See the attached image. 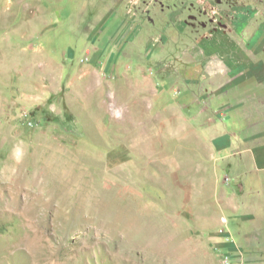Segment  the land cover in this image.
Masks as SVG:
<instances>
[{"label":"rangeland","instance_id":"obj_1","mask_svg":"<svg viewBox=\"0 0 264 264\" xmlns=\"http://www.w3.org/2000/svg\"><path fill=\"white\" fill-rule=\"evenodd\" d=\"M220 27L264 38V0H0V264H264V221L231 247L248 192L213 144L251 131L208 98L246 69L199 48Z\"/></svg>","mask_w":264,"mask_h":264},{"label":"crops","instance_id":"obj_2","mask_svg":"<svg viewBox=\"0 0 264 264\" xmlns=\"http://www.w3.org/2000/svg\"><path fill=\"white\" fill-rule=\"evenodd\" d=\"M260 35L261 32L249 43L242 45L237 38L229 36L227 31L220 27L215 30L213 36L204 38L199 44V48L205 53L204 56L212 59L221 57L227 52H235V49L240 46H244L247 54L245 70L237 71L233 66H230L227 60L224 61L225 67H230V69L227 68L221 75H216L212 79L215 84L209 88V91H213V93H210L212 96L210 94L208 96L213 110L222 106L221 116L224 119V126L247 125L251 131V133L244 134L246 136H243L242 139H238L234 133L220 135L213 144L217 154L224 153L225 157H227V153H231L230 157L236 159V155L241 154L239 164L237 163L235 166L234 172L236 176H239V179L244 181L248 194L241 203L245 213L235 219V222L240 224V232L243 233L239 234L237 238L233 236L232 242L235 244H232L231 247L239 243L242 251L246 253L253 251L251 248L255 246L252 239L254 235H261L263 238L260 234L259 224L264 221V208L256 207L257 209L252 211L253 199L258 198L252 194L253 191L256 190L259 195L264 196V38ZM225 76L233 78V82L229 86H223L224 83L227 85ZM221 78L223 82H220ZM240 86L241 92L231 91ZM228 105L233 106L228 108ZM252 109L258 111L260 109L261 112L256 114V111ZM238 115L239 118H237ZM234 142H240L239 148L235 147L237 145ZM262 204L264 206L263 199ZM253 227L256 228V233H247ZM260 247L263 249L264 244H260ZM256 251L258 252L259 248Z\"/></svg>","mask_w":264,"mask_h":264}]
</instances>
